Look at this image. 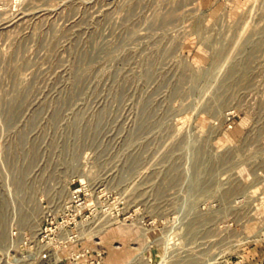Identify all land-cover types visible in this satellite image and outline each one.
<instances>
[{"label": "rangeland", "instance_id": "rangeland-1", "mask_svg": "<svg viewBox=\"0 0 264 264\" xmlns=\"http://www.w3.org/2000/svg\"><path fill=\"white\" fill-rule=\"evenodd\" d=\"M0 264H264V0H0Z\"/></svg>", "mask_w": 264, "mask_h": 264}, {"label": "built area", "instance_id": "built-area-1", "mask_svg": "<svg viewBox=\"0 0 264 264\" xmlns=\"http://www.w3.org/2000/svg\"><path fill=\"white\" fill-rule=\"evenodd\" d=\"M74 183L75 186L70 187V194L64 208L57 215L49 213L46 216L48 224L40 232L43 241L53 238L61 228H73L77 224V218L81 215L84 208L88 205L91 206L90 197L93 188L89 187L84 181L78 180V182L75 181Z\"/></svg>", "mask_w": 264, "mask_h": 264}, {"label": "bare ground", "instance_id": "bare-ground-1", "mask_svg": "<svg viewBox=\"0 0 264 264\" xmlns=\"http://www.w3.org/2000/svg\"><path fill=\"white\" fill-rule=\"evenodd\" d=\"M69 197V196H68ZM66 201L64 199H62L60 201V205H58L57 209H52L51 212L56 213L59 210L63 209L65 206ZM50 211H44V216H46ZM107 219V218H106ZM111 219V217H108V219L106 221H109ZM107 223V222H105ZM87 226H86V222L85 221H80L75 227L73 228H62V232L59 235V237L61 238V240L63 241H67L69 239H76L79 238L81 235H84L85 232L87 231ZM41 232V227L38 226V229L36 230V232L34 233V236L37 239L38 234ZM63 233V234H62ZM82 237V236H81ZM40 240H38L39 243Z\"/></svg>", "mask_w": 264, "mask_h": 264}]
</instances>
